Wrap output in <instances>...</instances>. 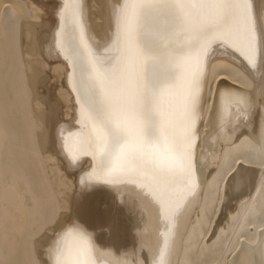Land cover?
<instances>
[{
	"label": "snow or ice",
	"instance_id": "1",
	"mask_svg": "<svg viewBox=\"0 0 264 264\" xmlns=\"http://www.w3.org/2000/svg\"><path fill=\"white\" fill-rule=\"evenodd\" d=\"M109 9L105 52L114 57H101L91 43L83 0H61L55 12L52 40L66 61L81 125L71 147L64 141L62 164L74 177L81 157L93 163L87 181L73 179L74 218L63 225L53 218L52 236L41 244L45 228L34 239L33 264H99L102 257L107 264H174L185 197L199 189L193 161L216 48L243 57L242 71L264 96V29L255 0H121ZM217 93L213 109L222 126L236 131L251 119L249 93L219 86ZM86 191L94 195L85 199ZM122 215L135 243L98 247L97 226L118 233Z\"/></svg>",
	"mask_w": 264,
	"mask_h": 264
},
{
	"label": "bare ground",
	"instance_id": "2",
	"mask_svg": "<svg viewBox=\"0 0 264 264\" xmlns=\"http://www.w3.org/2000/svg\"><path fill=\"white\" fill-rule=\"evenodd\" d=\"M119 2L83 0L88 37L101 57L115 56L105 48L112 41L109 4ZM60 3L0 0V264H33L34 239L45 228L41 244L52 236L53 218L61 225L74 218L73 179L78 183L84 175L87 181L92 169L89 156L81 157L74 177L62 164L64 141L71 147L81 125L74 118L66 61L52 40ZM255 4L264 29V0ZM241 62L246 64L238 53L218 47L207 66L193 161L199 189L185 197L190 203L174 264H231L241 242L255 245L264 229V96ZM218 86L251 95L254 114L236 131L222 126L213 109ZM93 195L86 191L85 199ZM134 231L122 215L118 233L97 226V245L131 247ZM260 250L264 264V239Z\"/></svg>",
	"mask_w": 264,
	"mask_h": 264
},
{
	"label": "water",
	"instance_id": "3",
	"mask_svg": "<svg viewBox=\"0 0 264 264\" xmlns=\"http://www.w3.org/2000/svg\"><path fill=\"white\" fill-rule=\"evenodd\" d=\"M263 239L264 229L259 232L255 245H249L242 241L238 251L231 258V264H263L260 250V242Z\"/></svg>",
	"mask_w": 264,
	"mask_h": 264
}]
</instances>
